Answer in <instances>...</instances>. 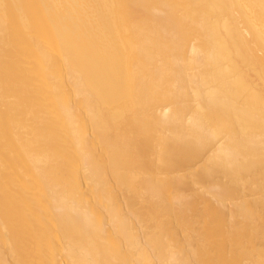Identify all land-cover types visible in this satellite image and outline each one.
Segmentation results:
<instances>
[{"label": "bare ground", "instance_id": "6f19581e", "mask_svg": "<svg viewBox=\"0 0 264 264\" xmlns=\"http://www.w3.org/2000/svg\"><path fill=\"white\" fill-rule=\"evenodd\" d=\"M0 264H264V0H0Z\"/></svg>", "mask_w": 264, "mask_h": 264}, {"label": "rangeland", "instance_id": "374dc122", "mask_svg": "<svg viewBox=\"0 0 264 264\" xmlns=\"http://www.w3.org/2000/svg\"><path fill=\"white\" fill-rule=\"evenodd\" d=\"M204 160H205V159H204ZM204 160L200 161V162L195 166V169H196V170H198V169L201 168V166H202ZM178 175H179V174H178ZM229 203H230V202L226 203V208H225V211L227 210L226 212H228V210L233 206L232 203H230V204H229Z\"/></svg>", "mask_w": 264, "mask_h": 264}]
</instances>
